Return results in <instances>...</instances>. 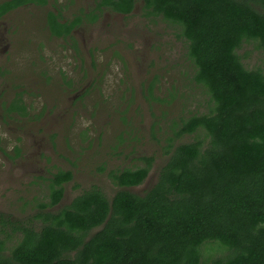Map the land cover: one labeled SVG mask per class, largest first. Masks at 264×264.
I'll use <instances>...</instances> for the list:
<instances>
[{"label":"trees","instance_id":"obj_1","mask_svg":"<svg viewBox=\"0 0 264 264\" xmlns=\"http://www.w3.org/2000/svg\"><path fill=\"white\" fill-rule=\"evenodd\" d=\"M137 1L146 15L179 26L188 42L193 80L214 107L182 119L176 136L203 130L208 145L170 139L171 156L144 196L128 189L147 180L152 157L111 173L121 188L111 199L94 187L52 213L46 209L61 202L74 178L59 171L37 216L43 227H23L9 256L2 245L0 264H203L202 248L213 242L231 254L212 264H264V69L249 70L238 54L252 41L264 51V0H102L86 18L95 22L103 7L130 13ZM27 2L47 4L9 0L0 4V19ZM50 23L54 35L72 29L53 14ZM9 111L23 115L25 107Z\"/></svg>","mask_w":264,"mask_h":264},{"label":"rangeland","instance_id":"obj_2","mask_svg":"<svg viewBox=\"0 0 264 264\" xmlns=\"http://www.w3.org/2000/svg\"><path fill=\"white\" fill-rule=\"evenodd\" d=\"M67 3L50 0L43 9L12 11L0 22V34L8 29L13 36L6 52L0 46V247L8 252L22 239L23 227H43L37 216L50 203V180L59 171L74 178L63 185L61 202L46 209L52 213L94 187L111 199L121 190L111 173L137 169L142 158L152 157L147 180L128 189L144 196L171 156L170 139L174 146L209 143L203 130L176 136L182 119L214 107L193 80L195 66L179 26L146 15L143 7L123 21L110 18L86 33L80 29L74 38L78 58L50 34L47 10H64L70 19L94 5ZM238 54L249 70L264 69L257 42L244 44ZM15 103L25 107L23 115L9 111ZM230 254L208 243L203 264Z\"/></svg>","mask_w":264,"mask_h":264},{"label":"flooded vegetation","instance_id":"obj_3","mask_svg":"<svg viewBox=\"0 0 264 264\" xmlns=\"http://www.w3.org/2000/svg\"><path fill=\"white\" fill-rule=\"evenodd\" d=\"M92 1H93V5H94V7L92 9H96L97 3L101 2L102 0H92ZM73 3H74V0H68L66 7H68L70 4H73ZM49 5H50V0H47V4H45V5H40L38 2H36V3L27 2V3H24L22 6H20L19 8L15 9L14 11L19 10V9L28 10L31 8L43 9ZM143 7H144V2H142V1L135 2V7L133 8V10L130 13L115 12L109 8L103 7L101 12L97 13L98 18L95 22H91L89 19L86 18V15H89L92 12V9H90L89 7L87 8L86 11H83L84 13L80 12L77 15H73L70 19L66 18L63 15V13L65 14L64 10L53 8V10H50V11L47 10V16L45 17V22H46V25L50 31V34L53 36V38H55L57 40L65 41L67 48L71 49L73 54H75L78 58H80L78 56L80 46L79 47L77 46L75 39H74V38H77L78 35L80 34V29H82L86 33L87 31H85V30H88V29L90 30V28L95 27L97 24L101 23L103 20H108L110 18H119L120 21H123L129 17L134 16V14L137 13L139 10H141ZM8 14H6L3 18H1L0 22L4 18H6L8 16ZM51 14L55 15L56 22H59L61 26L69 25L72 27V29L70 31L64 30L63 34L60 36L54 35L52 30H51V27H50V24H51L50 23V15ZM77 17L82 18V20L78 23V25L75 24ZM112 25H114V24H112ZM9 31H11V30L6 29L4 32H2L0 34V46H2L1 44H5V45H3L4 46V52H6L9 49V46L11 45V38L13 37L11 34L13 32L10 33V36H12V37L8 36ZM84 45H85V43H84ZM87 53L90 57V51L89 50H87ZM81 94L82 93L77 94L75 96V98L79 97ZM3 252L8 256L10 255V253L6 249Z\"/></svg>","mask_w":264,"mask_h":264}]
</instances>
